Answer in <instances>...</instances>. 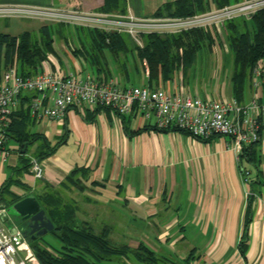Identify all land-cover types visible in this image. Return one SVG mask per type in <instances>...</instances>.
<instances>
[{
    "label": "crops",
    "instance_id": "crops-1",
    "mask_svg": "<svg viewBox=\"0 0 264 264\" xmlns=\"http://www.w3.org/2000/svg\"><path fill=\"white\" fill-rule=\"evenodd\" d=\"M172 1L175 0H126V14L152 19L157 9ZM102 4L103 0H0L3 7L78 14L96 13ZM216 8L208 0L205 12ZM0 18L4 20L0 34L10 36L37 33L42 26L58 23L42 14L15 13ZM208 29L214 43L224 42L223 26ZM76 37H73L75 44H67L63 39L57 47L54 44L55 53L42 62L39 73L47 70L69 73L78 68L86 71L88 62L73 54V50L80 47ZM200 53L209 56L211 74L208 76L213 82L193 80L191 90L188 82L185 83V78H195V75L186 76H191L190 65L184 71L178 70L172 79L152 87H162L170 92L184 91L202 99L235 98L231 58L229 65L225 59V54L230 55L229 48L211 45ZM60 55L65 57L67 65ZM108 60L110 75L86 72L98 78L114 77L121 82V74ZM143 62L144 83H147L145 70L148 66ZM260 62L264 68V59ZM9 66L17 68V58L14 56L12 62L5 63L3 47L0 79ZM116 73L120 75L116 76ZM253 94L258 96L259 103H264V85L258 89L253 87L251 70L239 102L247 104ZM22 95L12 108V117L21 107L29 109L31 100L24 98L30 94ZM29 117L33 120L29 131L44 136L48 146L55 149L47 157L37 160L28 153L27 146L8 137L0 148V190L8 184L10 193L20 199L50 189L59 191L64 198L75 200L78 215L88 220L102 219L105 206L110 205L112 231L117 225H123L124 230L129 231L125 237L130 244L143 241L151 247L168 250L184 246L180 259L193 249L195 259L191 264H264V130L254 146L259 161L256 169L244 160L240 164L243 145L234 146L231 138L199 139L186 132L161 130L155 126L153 114L145 120L137 112L119 115L109 108H97L83 112L70 109L62 121ZM38 141L41 146L43 141ZM27 160L30 164L33 161L40 164L42 177L36 178L31 166L24 169ZM76 168L82 169L77 173L85 187L82 192L64 184ZM243 169L249 171L248 177L243 174ZM8 202L9 197L6 202L0 198L6 208ZM7 220L6 213L0 217V226H7L4 225ZM133 230L139 233L134 234ZM245 232L246 250L242 257L238 245ZM19 255L32 264H39L28 239L21 246Z\"/></svg>",
    "mask_w": 264,
    "mask_h": 264
},
{
    "label": "trees",
    "instance_id": "trees-1",
    "mask_svg": "<svg viewBox=\"0 0 264 264\" xmlns=\"http://www.w3.org/2000/svg\"><path fill=\"white\" fill-rule=\"evenodd\" d=\"M239 1L211 0L218 8ZM207 8L208 0H175L163 4L153 17L184 18L205 12ZM126 9V0H103L97 12L125 15ZM247 22L251 23V29ZM72 30L78 36L80 44V47L73 50V54L86 60L94 72L110 75V59L119 73L126 76L128 55H136L147 63V84L150 87L172 79L180 69L184 71L195 62L205 47H210L214 42L207 28H192L177 33H141L138 35L141 43L139 45L125 32L58 22L42 26L36 34H0V51L4 47L5 63L12 62L14 56L17 58L16 70L19 75L31 77L39 73V68L47 56L55 53V37L69 44L72 41ZM223 30L233 66L232 88L235 98L241 102L246 79L255 64L264 59V7L258 9L250 18L239 17L226 21ZM28 94L30 96L24 98L26 101L33 97V94ZM29 116L28 107H21L13 115L7 135L23 147L42 140V147L35 156L37 160H41L50 155L55 147H49L44 136L29 131L28 127L33 121H30ZM256 143L243 146L242 154L239 155L240 164L244 160L258 169L259 161L254 148ZM31 165L27 160L24 169ZM81 171L82 169L77 168L72 170L64 184L84 191L85 187L80 183L77 174ZM246 171L248 170L243 169V174L248 177L249 171L247 174ZM8 187V184L4 185L0 190V198L6 202L9 197L10 205L20 198L10 193ZM35 197L53 224L49 233L59 242L58 246H53L43 243L41 237L31 240L27 235L39 264H191L195 259L193 249L180 259L175 252L164 247H151L143 241L136 245H131L127 240L126 243H118L112 237L114 231L109 224L103 223L100 228L95 227L91 221L78 215L76 201L64 198L59 191L50 189L36 194ZM249 221L250 214L247 225ZM238 248L243 257L246 250V232Z\"/></svg>",
    "mask_w": 264,
    "mask_h": 264
},
{
    "label": "built area",
    "instance_id": "built-area-1",
    "mask_svg": "<svg viewBox=\"0 0 264 264\" xmlns=\"http://www.w3.org/2000/svg\"><path fill=\"white\" fill-rule=\"evenodd\" d=\"M262 7L264 0H245L184 18L139 19L128 14H78L0 6V17L15 13L42 14L57 22L125 32L141 45L138 39L141 33H177L192 28L220 27L235 18H249ZM143 63L146 65L145 61ZM145 71L147 74V67ZM252 74L255 89L264 85V68L260 61L252 68ZM25 93L33 94L30 115L43 121H62L70 109L83 112L109 108L119 115L137 112L145 120L153 114L155 126L161 130L186 132L199 139L229 137L234 146L258 142L264 130V103H259L256 94L247 104H241L235 98L202 99L184 91L150 87L147 83L123 85L114 77L98 78L82 68L69 73L47 70L23 77L15 66H9L0 79V148L8 138L12 108ZM31 170L36 178L42 177L37 161L32 162ZM5 214L6 206L0 203V217ZM25 243L27 238L21 229L0 226V264H32L19 255Z\"/></svg>",
    "mask_w": 264,
    "mask_h": 264
},
{
    "label": "rangeland",
    "instance_id": "rangeland-1",
    "mask_svg": "<svg viewBox=\"0 0 264 264\" xmlns=\"http://www.w3.org/2000/svg\"><path fill=\"white\" fill-rule=\"evenodd\" d=\"M236 3H238V2H236ZM3 22H4V20L0 18V26H2ZM247 26H248V28L251 29V23L250 22H247ZM84 27L97 28V27H93L92 25H85ZM33 33L36 34V32H33ZM74 34L75 33L72 30L73 37L75 36ZM73 37H72L71 43L75 44V42L73 41L74 40ZM225 38H226V36L224 34V42L223 43L217 44V43L213 42L212 45H221V46L224 45V46H227L226 42H225ZM60 42H61V40H59L58 37H55L54 44H55L56 47L58 46V44ZM60 56H61V60L64 62V64L67 65V60L65 59V57L63 55H60ZM48 57L49 56H47V58L44 61H47ZM208 57L209 56L207 54H205V53L201 54L200 53L198 55L196 61L190 66L189 74H191V76H189V75H186V76L187 77H192L193 75H195V78H193V79L192 78H185V83L188 82V87L191 90L194 88V83L192 82L193 80L203 79V80H209V82H213V79L209 77L211 72L209 73L210 69H209V61H208L209 59H208ZM229 58H230V55H226L225 54V59L227 60L226 61L227 65H229V62H230ZM127 60H129V61H127V62H129L127 64V75L126 76L125 75L124 76H122V75L119 76L121 73L119 75H118V73H116V76H119L121 78V82L124 83V84H129V85H141V84H144V81L146 80V76L144 74L142 61L136 55L135 56L134 55L131 56L130 54L128 55V59ZM70 64L71 63H69V65ZM86 71H89L90 73H92V72L94 73L93 69L90 68L88 66V64H87V70ZM208 73H209V76H208ZM40 144H41V142L38 141V140H37V142L35 144H29L27 146L28 153H30L33 156H36L38 154L39 150L41 149ZM110 207H111L110 205H106L105 206V216H102V219L99 218V217H96L94 219L93 218L90 219L89 221H91V223L97 228H100L103 225V223L110 224L112 216H113L111 214L112 210H111ZM8 208L9 207H7L6 209H8ZM12 211H13L12 209L9 212L7 211V219L8 220L4 223V225H7L10 228L17 227L18 229H21L23 231L26 228V225L21 221L20 217L15 215ZM89 213H91V210L89 211ZM126 233L128 234L129 231H125L123 225H117V228L114 229V232H112V237L118 243H126L127 241L130 242V240L125 237ZM132 233L138 234L139 231L138 230H136V231L133 230ZM40 237H41V241L43 243L47 242V243H49V244H51L53 246H58L59 245L58 244L59 243L58 240L54 237V235H52L49 232H47L46 234H44L43 236H40ZM131 244L136 245L135 242H133ZM185 248L186 247L182 246V247H177V250H176V248H174V250L171 249L170 251L173 252V253L175 252V254L178 256V258H181L180 257V252H181L182 249H185ZM186 253H188V252H186ZM181 256H182V254H181Z\"/></svg>",
    "mask_w": 264,
    "mask_h": 264
},
{
    "label": "water",
    "instance_id": "water-1",
    "mask_svg": "<svg viewBox=\"0 0 264 264\" xmlns=\"http://www.w3.org/2000/svg\"><path fill=\"white\" fill-rule=\"evenodd\" d=\"M8 207L6 213L12 209V212L25 223L23 233L26 238L28 235L31 240H35L53 229L52 222L46 217L44 209L34 195L23 197Z\"/></svg>",
    "mask_w": 264,
    "mask_h": 264
}]
</instances>
